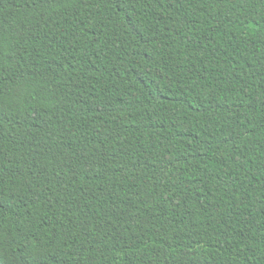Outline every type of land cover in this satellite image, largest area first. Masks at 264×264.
Masks as SVG:
<instances>
[{"label":"trees","instance_id":"trees-1","mask_svg":"<svg viewBox=\"0 0 264 264\" xmlns=\"http://www.w3.org/2000/svg\"><path fill=\"white\" fill-rule=\"evenodd\" d=\"M0 264H264V0H0Z\"/></svg>","mask_w":264,"mask_h":264}]
</instances>
